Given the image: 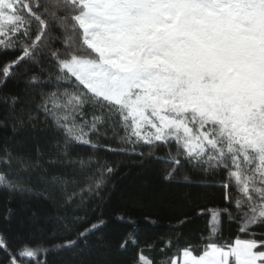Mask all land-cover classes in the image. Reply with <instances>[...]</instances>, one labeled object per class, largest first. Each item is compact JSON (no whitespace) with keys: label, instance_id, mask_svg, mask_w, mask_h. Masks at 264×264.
Masks as SVG:
<instances>
[{"label":"snow or ice","instance_id":"6c2138e0","mask_svg":"<svg viewBox=\"0 0 264 264\" xmlns=\"http://www.w3.org/2000/svg\"><path fill=\"white\" fill-rule=\"evenodd\" d=\"M13 82L19 91H5ZM8 129L0 264H48L65 251L79 264L102 246L89 240L109 223L104 199L120 164L102 152L160 166L164 187L205 190L196 201L183 192L193 211L143 246L136 221L118 214L133 229L119 243L135 249L129 264H264V0H0ZM21 132L30 150H16ZM15 197L52 214L15 219ZM196 217H208L207 232L180 247ZM226 224L234 239H222ZM157 245L159 261L144 251Z\"/></svg>","mask_w":264,"mask_h":264},{"label":"trees","instance_id":"16d2710c","mask_svg":"<svg viewBox=\"0 0 264 264\" xmlns=\"http://www.w3.org/2000/svg\"><path fill=\"white\" fill-rule=\"evenodd\" d=\"M21 85L13 82L9 83L5 91H19ZM11 129L7 132L0 130V137L10 135ZM29 134L21 132L17 134L15 146L17 151H27L32 148L33 141L28 138ZM87 151V149H80ZM108 159L120 161L116 174L111 178L107 195L104 199L103 210L109 219V223L101 234L92 236L89 240L90 244H101L100 248L94 249L92 252H86L83 259L79 260V264H129L131 257L135 254L134 248H128L127 251L119 250V243L122 236L133 229L116 219L118 214L125 216V219L136 221L135 235L137 241L143 246L152 240H158L161 236L170 235L177 225L178 219L182 218L184 213H191L192 206L182 195L183 192L191 193V199L196 201L199 199L198 193L205 191L201 188H176L164 187L161 184L160 166L150 164L141 166L136 162V157L112 156L109 153H100ZM69 174H71L69 172ZM21 175H24L23 173ZM195 178V177H193ZM158 193V194H156ZM8 193L0 190V216L4 214L5 204L8 201ZM99 201L95 202L89 209L90 217L96 215L93 211ZM29 207L24 202L15 197L11 200V206L15 213V219L27 216L31 211L38 210L43 214H52L48 204L33 197L29 201ZM208 206L213 204L208 202ZM208 217H196L192 223L185 225L180 229L182 236L179 240V246L183 247L186 242L199 243L198 237L202 233L207 232L206 220ZM20 235L28 237L30 232L27 228L17 230ZM102 235L101 241L98 236ZM237 235V229L234 224H226L223 229L222 239H234ZM175 243V242H174ZM157 248L149 251L144 249L145 254L152 257L153 260L159 261L163 254ZM105 249L111 251L106 254ZM169 256L171 251L167 253ZM2 255V253H0ZM71 254L65 252H53L49 256L48 264H70Z\"/></svg>","mask_w":264,"mask_h":264}]
</instances>
